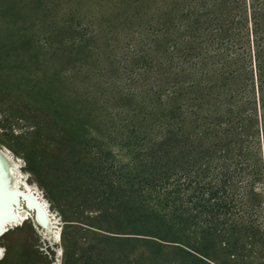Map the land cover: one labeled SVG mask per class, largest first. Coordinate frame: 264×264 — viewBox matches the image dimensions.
I'll return each instance as SVG.
<instances>
[{
	"label": "rangeland",
	"instance_id": "1",
	"mask_svg": "<svg viewBox=\"0 0 264 264\" xmlns=\"http://www.w3.org/2000/svg\"><path fill=\"white\" fill-rule=\"evenodd\" d=\"M172 3L0 0V148L16 159L22 188L13 203L29 216L0 237V264H264L258 119L247 164L227 168L250 175L226 183L234 189L224 204L212 200L208 223L182 197L184 168L208 141L191 139L180 115L169 125L166 152L155 158L150 148L161 136L150 117L166 105L159 80L166 81L169 59H183L170 47L180 30L165 24ZM239 4L245 17L246 0ZM223 35L212 31V63L231 51ZM156 163L167 173L168 196L149 183ZM219 168L205 166L217 186ZM24 184L42 199L46 220L48 210L54 217L58 240L56 228L42 231ZM150 220L181 240L130 233Z\"/></svg>",
	"mask_w": 264,
	"mask_h": 264
},
{
	"label": "trees",
	"instance_id": "2",
	"mask_svg": "<svg viewBox=\"0 0 264 264\" xmlns=\"http://www.w3.org/2000/svg\"><path fill=\"white\" fill-rule=\"evenodd\" d=\"M239 1L173 0V13L165 24L169 27L176 25L180 30L178 41H174L170 47L172 55L183 59L179 65L169 59L170 70L166 81L163 83L159 80V88L163 84L167 87L166 105L149 120L161 133L150 147L154 149L155 158L166 152L169 125L178 121L180 115H184L185 122L182 121L183 117L180 122L186 127L181 128L190 134L191 139L208 141L203 150L192 153L182 176L185 183L183 201L189 203L197 216H203L202 221L207 223L212 220V200L221 196L224 204L225 198L234 189L233 183L230 186H226V183L232 181L235 175H250L242 169L238 172L227 168L232 164L245 165L251 157L249 153L255 136L253 117L259 121L257 134L263 142L264 161V0H246L245 17L237 9ZM244 19L247 21V32L246 37L241 39ZM223 24L225 27L234 24V30L227 32ZM212 31L224 32L221 39L230 47L224 63H212ZM212 64H215L213 68ZM243 73L244 77L238 79ZM181 87L183 90L180 91ZM210 162L212 168L220 167V172L217 171L221 177L219 186L209 180L210 173L205 166ZM196 164L200 171L195 174L193 166ZM158 166L156 163L149 183L152 188H159L164 196H168L171 189L167 173ZM202 203H205L204 212ZM149 223L141 222L130 233L167 241H171L169 238L181 240L180 235L169 230L162 221L155 223V220H150Z\"/></svg>",
	"mask_w": 264,
	"mask_h": 264
},
{
	"label": "bare ground",
	"instance_id": "3",
	"mask_svg": "<svg viewBox=\"0 0 264 264\" xmlns=\"http://www.w3.org/2000/svg\"><path fill=\"white\" fill-rule=\"evenodd\" d=\"M21 181V171L16 163V159L13 157V155H11L9 151L0 148V205L4 203L9 204L10 210L12 211V214H10L9 216L0 211V237L3 236L10 228H13L17 225H22L24 220L29 217L27 216L25 211L18 210V207L15 208V205L13 203L17 200V193L20 192L17 188H22V186L19 185ZM25 186L26 188H24V190L27 191L28 194H32V197L36 199H33L32 203L29 205V209L32 210L33 215H35L36 213L35 217L37 220H39L38 213L39 211L42 212L44 210L42 206V199L39 198L40 196H36L37 198L34 197L36 193L32 192L33 189L28 187L27 184ZM30 195H28V197ZM43 212L46 214L45 211ZM47 212L50 220H46L42 226L40 224L39 226L42 227V231L46 235H48L47 233L50 232L53 228H56V230L54 231L53 239L58 240L60 238V234L57 230V226L54 225L56 222L54 221V217L50 214L49 210ZM50 240H52L51 236ZM3 257L4 252L0 248V259H2Z\"/></svg>",
	"mask_w": 264,
	"mask_h": 264
},
{
	"label": "water",
	"instance_id": "4",
	"mask_svg": "<svg viewBox=\"0 0 264 264\" xmlns=\"http://www.w3.org/2000/svg\"><path fill=\"white\" fill-rule=\"evenodd\" d=\"M9 192H11V191H9ZM29 203L31 204L32 201H29ZM1 205H0V211L1 212L7 214V216L12 214V211L10 210V205L9 204L4 203V204H1ZM38 219H39L38 221L41 222L42 224L45 223V221H46V217H45L44 213H42L41 211H39V213H38Z\"/></svg>",
	"mask_w": 264,
	"mask_h": 264
}]
</instances>
